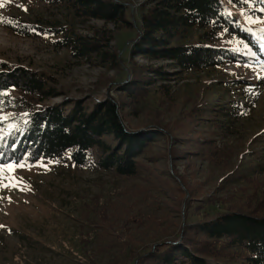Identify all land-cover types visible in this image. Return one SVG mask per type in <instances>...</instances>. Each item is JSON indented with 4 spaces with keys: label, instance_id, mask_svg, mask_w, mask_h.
I'll list each match as a JSON object with an SVG mask.
<instances>
[{
    "label": "rangeland",
    "instance_id": "1",
    "mask_svg": "<svg viewBox=\"0 0 264 264\" xmlns=\"http://www.w3.org/2000/svg\"><path fill=\"white\" fill-rule=\"evenodd\" d=\"M122 1L131 25L117 27L77 17L64 3L0 0V17L29 31L24 35L0 22V60L50 76L66 98L80 99L88 107L106 97L123 100L117 84L131 77V69L151 77L150 68L164 62L129 57L143 0ZM244 19L264 33V11ZM56 28L82 36L111 31L118 64L95 56L89 61L72 57L57 45L64 36L56 35ZM212 43L244 57L235 64L158 77L144 96L123 100L125 125L149 128L157 122L173 136L198 138L209 155L205 150L201 158L170 159L171 142L162 136L139 158L149 171L136 176L62 160L25 163L23 168L13 163L11 170L0 165V264H108L116 257L124 260L125 248L133 242L144 247L171 237L183 220H206L230 206L257 203L264 210V60L255 62L251 50L225 33ZM233 79L240 80L241 89H234ZM110 81L114 83L108 85ZM9 96L17 98L14 91ZM18 111L5 109L0 115L14 117ZM189 114H195L196 121ZM7 125L4 121L0 132L5 133ZM161 179H170L184 196L183 187L189 192L192 207L184 217L175 210L174 196L158 188Z\"/></svg>",
    "mask_w": 264,
    "mask_h": 264
},
{
    "label": "trees",
    "instance_id": "2",
    "mask_svg": "<svg viewBox=\"0 0 264 264\" xmlns=\"http://www.w3.org/2000/svg\"><path fill=\"white\" fill-rule=\"evenodd\" d=\"M41 1L51 5L64 3L80 18L97 19L117 27L131 25L126 16L127 4L122 0ZM259 9H264V0H143L128 55L164 62V66L150 68L151 77H144L143 70L131 69V77L117 84L122 99L144 96L150 83L158 77L169 79L175 71H204L241 61L239 57H244L241 53L212 43L220 33L240 40L252 51L255 62L264 60V33L257 26L251 28L244 19L247 14L259 13ZM6 25L29 34L23 26ZM64 31L53 30L56 35L63 32L64 37L57 45L67 48L72 57L89 61L95 56L101 62L118 64L120 55L111 50V31L95 30L91 36L69 35ZM164 67L174 71L168 72ZM230 81L234 89H241L240 80ZM54 83L42 72L0 60V93H6L4 100L11 101L0 111L19 109V115L7 120L18 128L0 146L4 153L0 165L62 160L76 166L92 165L118 176H136L143 169L149 171L150 167L144 166L139 158L162 136L171 142L167 154L170 159L187 161L189 156L198 157L205 150L207 154L208 148L198 138L185 133L173 136L157 122H152L149 128L125 125L123 109L127 104L120 98L106 97L88 107L80 99L66 98ZM113 83L110 81L108 85ZM12 91L17 98H10ZM56 97H61L60 102L47 103ZM196 108V113H200ZM188 118L196 121L195 114H189ZM13 142L14 148L10 146ZM160 182L158 188L174 196L175 210L184 217L192 207L189 192L182 186L184 196L170 179ZM212 263L264 264V210L257 203L250 207L230 206L206 220H183L171 237L144 247L133 242L125 248L124 260L116 257L108 264Z\"/></svg>",
    "mask_w": 264,
    "mask_h": 264
},
{
    "label": "snow or ice",
    "instance_id": "3",
    "mask_svg": "<svg viewBox=\"0 0 264 264\" xmlns=\"http://www.w3.org/2000/svg\"><path fill=\"white\" fill-rule=\"evenodd\" d=\"M229 2H231V0H229ZM0 6H2V5H0ZM25 10H27V9H25ZM262 11H264V9H262ZM0 22H5V23H9V24L11 23V21H5L2 17H0ZM5 95H7V94L6 93H0V108H2L5 105V103H11L10 100H8V101L4 100ZM23 115L27 116L28 114L24 113ZM10 118H11V114L0 115V125H2L4 121L9 120ZM25 123H27V121H25ZM7 128L9 129V131L7 133L0 132V146H3V144L6 142L7 137L12 135L13 131L18 128V125L8 124ZM10 146L14 148L16 146L15 142H13ZM3 155H4V153L2 151H0V156H3ZM14 164H15V167H18V168H23L26 166L25 163H20L19 161H15ZM6 168L8 170H11L13 168V163H8L6 165ZM3 170L4 169H0V171H3ZM4 186L8 187L9 185H4ZM11 186H15V185H11Z\"/></svg>",
    "mask_w": 264,
    "mask_h": 264
}]
</instances>
